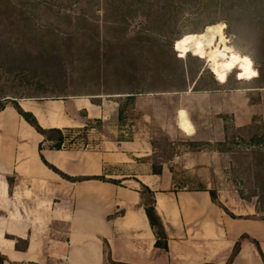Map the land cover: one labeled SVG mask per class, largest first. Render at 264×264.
Listing matches in <instances>:
<instances>
[{
	"label": "rangeland",
	"instance_id": "1",
	"mask_svg": "<svg viewBox=\"0 0 264 264\" xmlns=\"http://www.w3.org/2000/svg\"><path fill=\"white\" fill-rule=\"evenodd\" d=\"M259 7L239 0H0V106L19 97L151 96L139 104L107 99L106 124L89 122L71 141L82 145L93 128L101 131L96 137L132 140L135 127L156 148L154 167L172 166L179 189L208 187L230 208L239 212L247 204L255 212L249 218L264 220L257 211L264 189V89L247 93L254 118L246 127H237L249 121L240 107L213 118L191 108V100L192 133L177 130L175 114L187 89L198 96L220 87L218 80L229 90L264 88ZM215 63L233 70L219 78ZM235 94L239 104L244 95Z\"/></svg>",
	"mask_w": 264,
	"mask_h": 264
},
{
	"label": "crops",
	"instance_id": "2",
	"mask_svg": "<svg viewBox=\"0 0 264 264\" xmlns=\"http://www.w3.org/2000/svg\"><path fill=\"white\" fill-rule=\"evenodd\" d=\"M256 89L264 88L233 86L229 90L221 84L198 96L190 97L191 89L184 92L185 96L173 94L179 97L175 108L177 130L182 131V112L192 124L190 103L194 99L191 108L213 118L236 113L237 107L240 114L246 115L248 110L249 121L244 116L246 123L239 121L236 126L251 125L253 103L247 93ZM235 92L244 95L239 104ZM127 97H19L3 105L0 255L6 259L4 264H228L238 243L240 251L231 264H264L252 243L258 242L264 254V220L249 218L255 213L253 208L245 204L237 212L218 192L219 201L235 216L232 218L213 202L210 188L179 189L178 176L167 162L161 165L160 174L155 172L159 168L150 158L156 148L135 127L132 140L117 135L108 138L104 132L96 137L97 129L93 128L82 145L71 141L87 123L106 122L107 99ZM135 98L138 104L152 99L148 95ZM14 104L32 115L44 130L69 131L63 148L54 149V143L46 141ZM119 104L116 102L117 107ZM261 107L264 115V100ZM48 165L76 181L64 178ZM141 184L155 194L156 211L168 238L167 250L157 246L156 232L143 205Z\"/></svg>",
	"mask_w": 264,
	"mask_h": 264
},
{
	"label": "trees",
	"instance_id": "3",
	"mask_svg": "<svg viewBox=\"0 0 264 264\" xmlns=\"http://www.w3.org/2000/svg\"><path fill=\"white\" fill-rule=\"evenodd\" d=\"M223 1V0H221ZM240 2L242 3H246L247 1H251L253 5H261L263 8H264V0H239ZM224 2H222L223 4ZM260 8V7H259ZM261 10V9H259ZM264 11V10H263ZM250 22L248 23H257L259 26L260 24H262V22H257L255 21L254 19H250L249 20ZM178 62L182 63L183 61L182 60H178ZM185 71L184 70L183 74H182V77L184 78L185 76ZM99 81V84H101L102 86V83H105V81L103 80H98ZM219 83L221 82V84H225V80L221 81V80H218ZM103 87V86H102ZM124 94V93H123ZM122 95V94H121ZM127 95L129 99L131 100H135V97H136V94L135 93H127L125 94ZM38 100H41V99H38ZM15 108L17 109V111L20 113V115H22L24 117V119L38 132L40 133L42 136H44V138L46 139V141H49V142H53L54 143V149L56 150H61L64 146V143L66 141V138H67V134L69 131L67 132H63L61 130H44L42 129L39 124L37 123L36 119L30 115V114H27L25 113L19 106L18 104H14ZM3 108V106H0V110ZM52 170H54L56 173H59L61 174L57 169H55L54 167L48 165ZM156 173L160 174L161 173V169H156L155 170ZM64 178L70 180V181H76L75 179H71L69 177H66L65 175L61 174ZM88 180H101V181H106L104 178H90ZM78 181H83V179H78ZM141 188V197H142V201H143V205L145 207V210H146V214L148 216V219L150 221V224L152 226V228L155 230L156 232V236L158 238V242H157V246L158 247H161L162 249L164 250H167V235H166V232H165V228H164V225H163V222L161 220V218L159 217L157 211H156V199H155V194L146 186H144L143 184H141L140 186ZM211 196H212V200L213 202L218 205L219 207H221L228 215H230L232 218H234L235 216L233 214H231L229 212V210L219 201V198H218V193L216 191H213L211 192ZM257 197H259L260 199V207L262 205V209L259 207L257 208V211L260 212L261 210L264 211V189H263V192L262 194L258 195ZM252 243L255 245L258 253L260 254L261 256V259L264 263V254L260 248V245L258 242L256 241H252ZM239 251H240V243H238L234 249V252L228 262V264H231L233 263L234 259L238 256L239 254ZM5 258L2 257L0 255V264H4L5 262Z\"/></svg>",
	"mask_w": 264,
	"mask_h": 264
},
{
	"label": "bare ground",
	"instance_id": "4",
	"mask_svg": "<svg viewBox=\"0 0 264 264\" xmlns=\"http://www.w3.org/2000/svg\"><path fill=\"white\" fill-rule=\"evenodd\" d=\"M212 69L213 72H215L219 78H222L224 71H230L233 70L232 66H227V65H219L217 63H215L214 65H212ZM181 117V128L183 131L187 132V133H192V126L190 124V122L187 119V116L184 112L181 113L180 115Z\"/></svg>",
	"mask_w": 264,
	"mask_h": 264
}]
</instances>
